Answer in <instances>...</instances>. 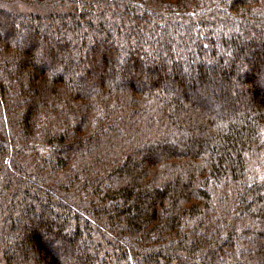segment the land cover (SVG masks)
<instances>
[{
	"label": "trees",
	"instance_id": "obj_1",
	"mask_svg": "<svg viewBox=\"0 0 264 264\" xmlns=\"http://www.w3.org/2000/svg\"><path fill=\"white\" fill-rule=\"evenodd\" d=\"M263 62L264 0H0V264H264Z\"/></svg>",
	"mask_w": 264,
	"mask_h": 264
},
{
	"label": "rangeland",
	"instance_id": "obj_2",
	"mask_svg": "<svg viewBox=\"0 0 264 264\" xmlns=\"http://www.w3.org/2000/svg\"><path fill=\"white\" fill-rule=\"evenodd\" d=\"M220 55H223L225 57L228 56V49L226 50V52H221ZM252 75L255 76V78H259V82H262L264 84V62L263 63H259V66H257L253 71H252ZM238 79V78H237ZM245 81L241 78V83L240 86L242 85L244 87ZM239 86V82H238V88H241ZM261 86V85H260ZM215 107L212 106V104L208 103V107L207 110L210 111L211 109H214ZM221 109V108H220ZM222 111V109H221ZM198 119V117H197Z\"/></svg>",
	"mask_w": 264,
	"mask_h": 264
}]
</instances>
